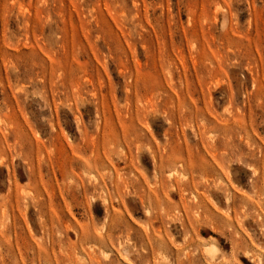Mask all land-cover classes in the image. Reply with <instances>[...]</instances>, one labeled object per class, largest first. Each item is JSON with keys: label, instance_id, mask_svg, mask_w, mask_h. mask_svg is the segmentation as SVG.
Segmentation results:
<instances>
[{"label": "rangeland", "instance_id": "rangeland-1", "mask_svg": "<svg viewBox=\"0 0 264 264\" xmlns=\"http://www.w3.org/2000/svg\"><path fill=\"white\" fill-rule=\"evenodd\" d=\"M0 264H264V0H0Z\"/></svg>", "mask_w": 264, "mask_h": 264}, {"label": "bare ground", "instance_id": "bare-ground-1", "mask_svg": "<svg viewBox=\"0 0 264 264\" xmlns=\"http://www.w3.org/2000/svg\"><path fill=\"white\" fill-rule=\"evenodd\" d=\"M107 201V200H106ZM206 248H207V252L213 256L217 250V247L214 245V244H211V245H208L207 247L205 246V251H206ZM213 258V257H212Z\"/></svg>", "mask_w": 264, "mask_h": 264}]
</instances>
